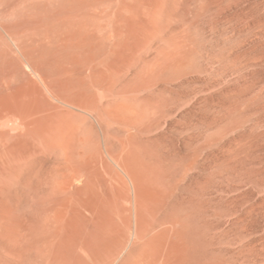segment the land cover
Returning a JSON list of instances; mask_svg holds the SVG:
<instances>
[{
  "label": "rangeland",
  "instance_id": "obj_1",
  "mask_svg": "<svg viewBox=\"0 0 264 264\" xmlns=\"http://www.w3.org/2000/svg\"><path fill=\"white\" fill-rule=\"evenodd\" d=\"M142 255L264 264V0H0V264Z\"/></svg>",
  "mask_w": 264,
  "mask_h": 264
},
{
  "label": "bare ground",
  "instance_id": "obj_2",
  "mask_svg": "<svg viewBox=\"0 0 264 264\" xmlns=\"http://www.w3.org/2000/svg\"><path fill=\"white\" fill-rule=\"evenodd\" d=\"M62 5H67V4H72L73 2H76V0H58ZM117 1V0H116ZM138 13L139 12H141V10H139V11H137ZM68 15H71L70 17L72 18V17H78L77 16V14L76 13H72V12H70ZM74 27V29H77V27L74 25L73 26ZM98 95V94H97ZM96 95V96H97ZM95 95L93 96V97H95V98H97ZM93 100V99H92ZM54 103V102H53ZM54 104H56V103H54ZM53 104V105H54ZM7 112H9V111H7ZM11 112H12V110H11ZM61 113H63V112H61ZM30 114V113H29ZM26 115H28V114H26ZM31 115V114H30ZM55 115V114H54ZM63 115V114H62ZM61 115V116H62ZM23 119H24V117H22ZM26 118H28V117H26ZM50 118V117H49ZM51 118H52V116H51ZM56 120V119H55ZM55 120H53V123L52 124H54V125H56V122H55ZM58 120L59 119H57L56 121H57V124H58ZM24 121V124H25V127L27 128V129H29V128H35V131H37L39 134H40V132H45V133H47L48 132V134H47V140L49 141V142H51V143H54V142H57L56 141V138H55V135L52 133V131L50 130V124H51V122H50V120H47V118L46 117H30L29 119H26V120H23ZM23 121H21V122H23ZM55 122V123H54ZM23 124V123H22ZM53 125V126H54ZM53 129H55V127L54 128H52V130ZM33 130V129H32ZM30 131H31V129H30ZM34 131V132H35ZM56 132V131H55ZM38 133H37V135H38ZM36 134V133H35ZM43 135V134H42ZM36 135H34V137H35ZM37 137H39V136H37ZM40 138V137H39ZM41 139H42V137H41ZM40 139V140H41ZM54 144H56V143H54ZM66 208V206H64L61 210H59V211H57L55 214H53V216L52 215H50V217H48L47 218V222H49V223H52L53 221H57L58 223L62 220L61 218H63L64 216V209ZM127 211V210H126ZM124 215V214H123ZM122 215V216H123ZM50 218V219H49ZM125 218V217H124ZM52 219V220H51ZM56 222V223H57ZM53 224V223H52ZM144 229H145V227H144ZM110 259V258H109ZM133 263H135V264H154V260L153 259H150V258H147L146 257V255H142V257L138 260V261H136V262H132V264Z\"/></svg>",
  "mask_w": 264,
  "mask_h": 264
}]
</instances>
